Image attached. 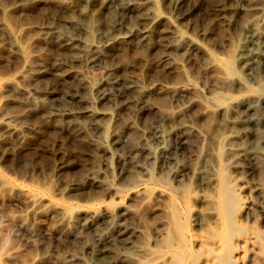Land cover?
Segmentation results:
<instances>
[{
  "label": "rangeland",
  "instance_id": "obj_1",
  "mask_svg": "<svg viewBox=\"0 0 264 264\" xmlns=\"http://www.w3.org/2000/svg\"><path fill=\"white\" fill-rule=\"evenodd\" d=\"M145 3L131 1L136 6ZM127 6L126 0L109 5L99 0H0V219L15 216L32 225L28 232L14 225L0 232V242L6 243H0V264H113L123 253L131 252L113 232L123 224L119 207L134 205L133 190L146 181L162 190L158 176H164L165 193L173 191L179 180L187 190L195 187V173L210 158L208 152L218 149L217 138L230 115L200 116L197 105L188 106L185 96L153 87L189 81L199 90L201 102L207 103L222 91L209 58L222 66L229 64L247 85H257L235 57L245 35L242 27L248 14L239 8L246 6V0H155V8L177 32L202 45L194 51L186 45L175 48L170 25L164 21L163 25L152 24L144 38L107 40L104 32L115 22L112 31L119 36L147 27ZM89 45L103 48L101 61L91 60ZM263 71L257 75L262 82ZM144 102L166 109L168 114L149 110L138 115ZM88 109L96 115H90ZM259 113L264 115V108L256 115L263 118ZM263 124L256 126L260 138L252 140V146H262ZM182 125L198 132L194 136L186 130L188 140L183 148L174 138L164 143L155 139L157 130L166 133L177 128L179 132ZM198 138L202 141H196ZM102 144L106 153L101 152ZM244 162L241 165L246 166L248 162ZM88 174L111 185L115 192L94 186L86 179ZM256 177L246 175L249 181H257ZM67 183L75 186L67 189ZM19 188L37 189L41 204L25 210L17 201ZM50 199L81 210L73 214L70 224L62 225L49 212ZM96 200L114 206L115 215L83 224L86 205ZM148 207L144 217L141 208L139 218L130 215L133 220L127 222L139 226L143 232L139 239L144 235L142 240L152 245L160 223L159 215ZM1 244L11 250L6 254ZM130 262L125 260V264Z\"/></svg>",
  "mask_w": 264,
  "mask_h": 264
},
{
  "label": "bare ground",
  "instance_id": "obj_2",
  "mask_svg": "<svg viewBox=\"0 0 264 264\" xmlns=\"http://www.w3.org/2000/svg\"><path fill=\"white\" fill-rule=\"evenodd\" d=\"M83 1L89 3L94 0ZM99 1L109 5L116 0ZM126 1L128 3L127 11L144 19L148 25L143 31L138 33L131 30L128 34L119 36L112 31L117 25L115 22L112 27L104 32L107 40L113 37L116 41H124L136 35L144 38L151 32L152 24L164 21L170 25L175 48L183 45L188 46L193 51L201 48L202 45L200 46L196 40L185 37L175 30L169 20L155 8V0H146L145 4L137 6L131 4L132 0ZM239 9L248 15L244 19L245 22L242 27L245 31L243 42L242 45L240 44V50L235 57L239 67L254 80H252L254 83L257 82V85L255 87L247 85L240 77L233 74L229 64L222 66L215 63L212 58H209V63L216 67L215 82L222 91L208 98L207 103L201 102L199 90L189 81L172 86L158 84L153 87L156 90L167 91L172 96H185L188 99V106L197 105V113L200 116L211 115L212 117L213 114H222L224 116L226 112H230V115L226 117L227 126L225 130L220 134V138H217L219 139V141L217 140L218 149L208 152L210 158H206L204 165L195 173V187L192 186L191 190H187L186 185L179 180L173 186V191L165 193L164 190H167V186L164 187V176H158L156 180L163 184L162 190L160 186L148 185L146 181L140 186H136L133 190L137 197L134 205H122L119 209L117 208L119 219L123 221V224L118 226L117 230L113 232L116 237L124 242V245H129L128 249L130 248L131 252L123 253L122 256L113 261V264H125L126 259L131 261L130 264H264V140L262 144L260 143L262 145L260 147L252 146L253 144H251L257 142L255 140L260 138L255 130L256 126L261 121L264 123V117L258 118L256 116L259 109L264 108V82L259 80L257 76L258 72L264 69V0H246V6ZM78 15H80L79 12ZM68 20L73 22L70 17ZM0 26L2 27V25ZM75 42L77 43V41ZM79 46L81 47V45ZM87 48L91 60L101 59L103 48L92 45ZM149 110L160 111L164 115L168 114V112L164 111L166 109L162 110L154 104L144 102L138 115ZM88 113L96 115V112L91 109H88ZM185 113L187 114V112ZM169 115L171 114L169 113ZM221 117L219 120H221ZM179 119L182 118L180 117ZM184 126L182 125L178 128L182 133L180 131L179 133L177 128H170L166 133L157 130L153 134L160 143H164L167 138H174L180 147L183 148L188 140L185 135L186 130L190 131L189 133L194 136L198 135V132L192 127H189V129L186 128L187 125L186 127ZM7 127L9 128V126ZM263 129L264 126L261 130ZM199 139L196 141H199ZM187 146L190 147L191 143ZM99 147L102 149L101 152H107L103 144ZM169 159L172 160L170 154ZM241 160L247 161V165H241ZM254 174L257 175V181L246 179V175L252 176ZM165 175L168 174L166 173ZM86 179L94 186H101L106 193H111L113 190L115 192L111 185L103 183L97 176L88 174ZM65 186V188L69 189L74 187L75 183H67ZM80 186L82 187V185ZM12 189L14 191V188L10 187V190ZM18 191L21 196L17 201L25 210L36 206V204L37 207L41 204L39 202L42 200V195L37 189L19 188ZM129 201L131 200L129 199ZM147 204L151 213L159 215V220H157L160 223L154 238L152 237V245L142 240L144 235L142 239H139V236L143 233L139 226L128 223L133 220L129 218L130 215L138 219V216L141 215L142 206L145 208ZM86 206L84 216L81 219L83 224L103 221V219L112 218L115 215V207L108 203L105 204L101 200H96ZM49 207L51 210L49 212H54L58 222L62 225L70 224L73 221V214L81 210L79 206L61 204L54 199L49 200ZM144 208L142 212L147 209ZM38 209L36 208V211ZM31 212L34 211L31 210ZM147 212L145 211L144 215L142 214L143 217ZM128 218L130 220L127 222ZM27 222L19 217L7 216L0 219V232L3 229L6 231V227L10 225L17 226L26 232L31 231L32 225L29 226L30 224ZM0 238H3L2 235ZM0 240L3 241V239ZM0 243L4 244L3 242ZM3 248L6 254L8 250H11L9 247L2 245ZM4 259L7 258L4 257ZM17 260L19 263V258ZM21 263L24 264V262Z\"/></svg>",
  "mask_w": 264,
  "mask_h": 264
}]
</instances>
